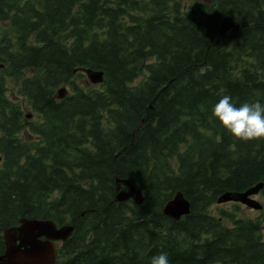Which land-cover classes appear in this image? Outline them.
I'll return each instance as SVG.
<instances>
[{
	"label": "trees",
	"instance_id": "obj_1",
	"mask_svg": "<svg viewBox=\"0 0 264 264\" xmlns=\"http://www.w3.org/2000/svg\"><path fill=\"white\" fill-rule=\"evenodd\" d=\"M0 64V253L5 228L37 218L74 224L57 264H264V212H210L258 182L264 197V138L212 115L221 90L264 104V0H0ZM79 68L103 82L80 86ZM116 176L143 202L116 200ZM178 191L176 220L162 209Z\"/></svg>",
	"mask_w": 264,
	"mask_h": 264
},
{
	"label": "water",
	"instance_id": "obj_2",
	"mask_svg": "<svg viewBox=\"0 0 264 264\" xmlns=\"http://www.w3.org/2000/svg\"><path fill=\"white\" fill-rule=\"evenodd\" d=\"M238 28V24L224 21L220 24V33L229 28ZM83 71L93 83L101 82L103 73L100 70L83 68ZM66 90L61 87L57 90L56 97L64 96ZM262 187L259 182L244 191H227L220 195L217 202L228 200L238 201L249 207L260 209L262 204L251 196ZM115 199L124 201L131 198L136 203H141L143 196L135 180L115 177ZM190 203L178 191L163 206V213L174 219L189 213ZM83 215V213H81ZM74 229V224L56 226L51 219L21 218L18 225L10 226L3 231L4 250L0 253V264H55L57 257L56 241L66 240Z\"/></svg>",
	"mask_w": 264,
	"mask_h": 264
},
{
	"label": "clouds",
	"instance_id": "obj_3",
	"mask_svg": "<svg viewBox=\"0 0 264 264\" xmlns=\"http://www.w3.org/2000/svg\"><path fill=\"white\" fill-rule=\"evenodd\" d=\"M221 95L212 109L213 117L219 121L233 137L241 141L264 138V104L259 101L243 103L239 107L232 103L228 95ZM150 264H169L168 255L161 252L150 259Z\"/></svg>",
	"mask_w": 264,
	"mask_h": 264
},
{
	"label": "rangeland",
	"instance_id": "obj_4",
	"mask_svg": "<svg viewBox=\"0 0 264 264\" xmlns=\"http://www.w3.org/2000/svg\"><path fill=\"white\" fill-rule=\"evenodd\" d=\"M183 2H185V6H190L191 4L196 3L197 0H183ZM30 73L27 72L26 75H29ZM17 81H15L12 78H9L7 80V93L9 95V97H16V101H20L24 104V100L20 98L19 95H16V89H17ZM76 83L79 84L80 86L86 85L89 83L87 77L85 74H82L81 76H78V78L76 79ZM69 89V88H68ZM69 92H71V90L69 89ZM24 112L25 114H28V118L30 117V119H32L33 121H38V116L35 112L31 111V109L25 104L24 105ZM20 136H22L24 139L26 140H36L37 137L34 134H31L29 132V130H22L20 133ZM254 198L259 201L263 207L261 209H253L250 208L248 205H245L243 203L240 202H236V201H227V202H223V203H213L210 206V212H212L214 215L218 216V211L219 209H224L230 212H233L235 216L237 217H246V218H254L257 217L259 215H261V213L264 211V197H262V195L259 193L257 195L254 196ZM230 222H228L229 224ZM262 235L264 236V226L262 229Z\"/></svg>",
	"mask_w": 264,
	"mask_h": 264
}]
</instances>
